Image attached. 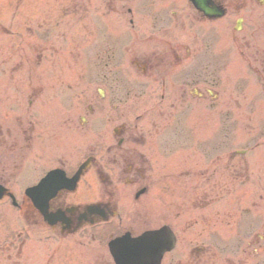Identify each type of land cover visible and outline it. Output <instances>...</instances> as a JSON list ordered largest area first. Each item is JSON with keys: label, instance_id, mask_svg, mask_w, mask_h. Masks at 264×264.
<instances>
[{"label": "flooded vegetation", "instance_id": "obj_1", "mask_svg": "<svg viewBox=\"0 0 264 264\" xmlns=\"http://www.w3.org/2000/svg\"><path fill=\"white\" fill-rule=\"evenodd\" d=\"M237 2L242 5L235 8ZM246 3L209 0L210 10L224 13L215 19L196 11L188 0H102L99 101L90 104L78 120L81 127H89V133L77 135L85 149L73 159L43 157L35 151L39 159L34 162L26 159L33 151L27 150L23 157L33 174L20 166L26 179H31L24 190L37 185L51 170L59 169L72 178L81 165L85 169L70 189L59 190L46 205L38 199L39 208L24 192L19 198L0 201V264H117L111 249L131 257L136 238L162 226L172 229L176 244L162 255L160 264L202 263L200 247L190 244L187 251L185 193L181 192V203L173 202L167 197L171 175H164L165 181L153 180L152 158L161 157V151L149 149L148 142L170 126L182 125L187 111L218 97V59L213 50L217 29L233 16L236 20ZM11 9L5 12L7 18ZM111 14L119 19L125 16V21L110 22ZM1 30L12 36V43L25 44L18 38L23 31L0 24ZM42 34L38 33L40 42L48 38ZM14 88L15 94L20 93ZM27 88L36 99L38 86ZM6 110L0 118L8 119L9 107ZM29 115L15 114L11 122H0V141L11 136L34 141L37 121L19 123ZM95 115L96 134L90 132L88 119ZM68 126L80 131L71 120ZM8 180L0 175V185L10 189Z\"/></svg>", "mask_w": 264, "mask_h": 264}, {"label": "rangeland", "instance_id": "obj_2", "mask_svg": "<svg viewBox=\"0 0 264 264\" xmlns=\"http://www.w3.org/2000/svg\"><path fill=\"white\" fill-rule=\"evenodd\" d=\"M258 1L246 5L239 32L233 31L234 17L219 24L213 49L218 59V101L187 116V139L200 141L203 152H212L192 158L195 147L180 146L170 133L168 144L174 145L168 148L170 153L152 158L153 180L165 181L164 175L171 174L167 197L181 203V192L185 193L187 251L190 244H200L201 264H264V1L261 5ZM13 2L0 0V22L12 24L13 16L7 19L5 12ZM101 12L102 0H24L14 23L16 31L27 28L18 37L25 44L0 35V114L7 112V107L10 110L8 119L1 117L0 122H11L13 115L20 113L30 115L27 120L21 117L19 123L37 121L34 141L24 142L15 136L0 141V175L9 178L11 192L18 198L25 182L31 180L22 168L33 174L25 160L39 159L35 151L43 157L73 159L85 149L77 135L89 133V127H81L78 120L87 114L90 104L99 101ZM107 20L125 21V16L119 19L111 14ZM40 31L48 37L42 42L37 38ZM62 32H68V38ZM37 86L40 92L34 99L27 87ZM13 87L20 93L16 95ZM13 101L17 104L10 107ZM88 119L90 132L96 134L98 116ZM70 120L80 131L70 129ZM152 144L150 149H156L160 142H149ZM27 150L33 151L24 160ZM230 151L247 153L228 158ZM195 165L202 175L197 181L180 173ZM216 171L224 178H234L233 185H226L219 175L215 180L212 172ZM214 183L218 187L210 188ZM196 198L200 208L194 210ZM154 203L159 204L160 199Z\"/></svg>", "mask_w": 264, "mask_h": 264}, {"label": "snow or ice", "instance_id": "obj_3", "mask_svg": "<svg viewBox=\"0 0 264 264\" xmlns=\"http://www.w3.org/2000/svg\"><path fill=\"white\" fill-rule=\"evenodd\" d=\"M58 182V181H57Z\"/></svg>", "mask_w": 264, "mask_h": 264}]
</instances>
